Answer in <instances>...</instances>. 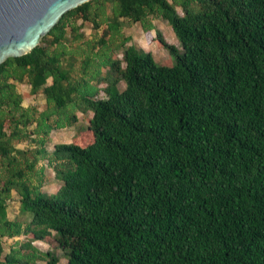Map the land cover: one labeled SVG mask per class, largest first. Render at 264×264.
<instances>
[{
    "label": "trees",
    "instance_id": "16d2710c",
    "mask_svg": "<svg viewBox=\"0 0 264 264\" xmlns=\"http://www.w3.org/2000/svg\"><path fill=\"white\" fill-rule=\"evenodd\" d=\"M75 13L105 24L76 75L64 58ZM154 18L181 44L156 30L172 65L122 34V20L150 31ZM25 78L45 96L39 112L9 81ZM76 110L92 112L87 132L47 151ZM25 139L34 147H16ZM13 189L22 218L7 216ZM58 248L66 264H264V0H88L0 63V264H57Z\"/></svg>",
    "mask_w": 264,
    "mask_h": 264
},
{
    "label": "rangeland",
    "instance_id": "374dc122",
    "mask_svg": "<svg viewBox=\"0 0 264 264\" xmlns=\"http://www.w3.org/2000/svg\"><path fill=\"white\" fill-rule=\"evenodd\" d=\"M175 7L179 14L183 13L181 6L177 5ZM105 10L107 14H110L108 3L106 4ZM72 19L77 29L76 31H73L70 25L66 27V32L64 35V45L69 53L66 54V57L64 56V58L67 62L73 64L72 74L76 75L79 72L80 63L83 58V55L81 53H84L87 50V45L89 44L88 41H94L95 43L98 39L101 38L102 28L105 26V24L101 22L98 27H94L93 22L91 20L82 19L80 13H75L74 15H72ZM100 19L101 18L97 20ZM153 24L155 26L154 29L145 31L138 22H129L124 19L122 20L121 31L124 36L130 37L127 45L133 44L144 51L150 52L158 63L172 65L175 62L174 57L168 54L167 50L162 48L157 42L156 30L160 31L164 39H166L167 42L176 45L180 51L182 50L181 44L173 33L171 26L165 19L154 18ZM76 34H80V36L74 37V35ZM114 58L121 59L122 51L118 50L117 52H115ZM122 66H124V62H122ZM104 69L105 68H103L102 70L105 71ZM9 81L14 82L15 90L21 94V106L33 107L37 112L43 110L46 107L45 96L42 93V90L39 89L36 93H32L30 91V84L27 81V78H25L23 81H17L13 79H9ZM50 82L51 78H48L47 84ZM104 84L105 83L102 82L99 84V86H104ZM124 86V81L119 79L117 83L118 89H123ZM76 114L77 121L74 124L66 128L52 129L50 131L49 139L45 143V148L47 151H51L55 143L70 142L78 135L85 134L87 132L88 120L91 117L92 112L89 110L85 113H82L80 110H76ZM33 126L34 125L32 124L29 127L33 128ZM15 145L19 148H33L35 144L33 142H30V140L25 139L22 141H15ZM42 164L44 165L45 176V184L43 185L42 190L45 193L54 195V193L60 186L61 181L55 177L54 171L52 170L51 166L46 163V159L42 160ZM6 204L7 216L10 219L24 217L23 215H20L19 212V194L16 192V190H11L10 197L7 199ZM25 239L26 236L22 234L17 237H3V253L8 252L11 245L18 246L19 243L24 241ZM39 241L40 240H35L33 244H35L37 247L43 246V248H45L41 249L43 251L50 249L47 242L39 245ZM53 251L59 257V261L57 264H66L67 259L64 251L59 248ZM36 263L44 264L45 261L38 260Z\"/></svg>",
    "mask_w": 264,
    "mask_h": 264
},
{
    "label": "water",
    "instance_id": "95a60500",
    "mask_svg": "<svg viewBox=\"0 0 264 264\" xmlns=\"http://www.w3.org/2000/svg\"><path fill=\"white\" fill-rule=\"evenodd\" d=\"M88 0H0V63L29 52L64 12Z\"/></svg>",
    "mask_w": 264,
    "mask_h": 264
},
{
    "label": "crops",
    "instance_id": "0c3cea01",
    "mask_svg": "<svg viewBox=\"0 0 264 264\" xmlns=\"http://www.w3.org/2000/svg\"><path fill=\"white\" fill-rule=\"evenodd\" d=\"M39 242H40L39 245H41L42 243H43V244L45 243L44 241H41V240H40ZM39 248H40V249H45V248H43V246H40Z\"/></svg>",
    "mask_w": 264,
    "mask_h": 264
}]
</instances>
